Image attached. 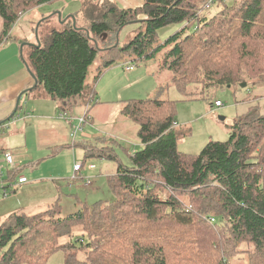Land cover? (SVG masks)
<instances>
[{
  "label": "trees",
  "instance_id": "1",
  "mask_svg": "<svg viewBox=\"0 0 264 264\" xmlns=\"http://www.w3.org/2000/svg\"><path fill=\"white\" fill-rule=\"evenodd\" d=\"M56 1L0 0V45L15 39L11 31L23 12ZM230 3L215 20L205 17L202 4L193 0H143L134 8L108 0L85 2L81 22L77 13L70 14L75 26L70 17L63 22L61 17L46 35L38 33L39 46L25 45L23 61L35 83L27 92L51 97L63 111L87 105V117L104 70L162 51L158 69L172 73L179 91L199 83L239 85L243 75L264 84V67L255 68L250 61L243 71L234 65L235 60L247 64V42H264V0ZM47 20L42 18L37 31ZM132 23H140L139 31L119 41L118 34ZM176 23L185 25L160 41L157 31ZM121 113L137 124L142 147L131 154L130 165L119 163L108 177L114 199L90 206L79 200V208L67 215L59 201L43 211L12 213L0 224V264H45L58 249L64 251V264H233L241 243L250 249L238 264H264V114L259 105L237 117L227 140H210L196 155L177 149L173 101L132 98ZM84 154L104 157L93 146ZM8 173L12 180L13 171ZM162 191L170 195L162 198ZM178 195H187L190 204L184 207ZM76 231L87 239L82 244L81 237L75 238L79 247L72 242ZM63 236L69 241L60 244ZM78 248L85 251L83 259Z\"/></svg>",
  "mask_w": 264,
  "mask_h": 264
},
{
  "label": "rangeland",
  "instance_id": "2",
  "mask_svg": "<svg viewBox=\"0 0 264 264\" xmlns=\"http://www.w3.org/2000/svg\"><path fill=\"white\" fill-rule=\"evenodd\" d=\"M88 1L58 0L53 5L44 4L23 12L11 31V35L18 38L20 42L7 41L5 44L2 43L4 44L2 50L6 48V45L14 43L11 45L17 50L16 55H19V59L23 61V56H26L28 47L25 45L22 46V44L29 41L34 43L35 35L33 30H35L37 23H40L42 18L48 19V22L40 27V32L37 31V35L40 33L41 36L46 35L51 26L55 27L59 24L60 20L56 13L51 14L53 12L52 7L54 8L58 5L62 7V10L60 9L62 22L67 15H70L69 12H76L78 14L77 19L80 21L82 17L80 13L81 3H87ZM193 1L196 2L198 7L202 4L204 9L203 15H206L205 17L211 18L215 16L214 18L216 20L220 16L219 11L225 7V3L231 4L230 2L233 0ZM91 2L101 5L103 0ZM204 3H209L206 8H204ZM184 25L185 23H176L160 28L157 31L158 39L163 41L164 38H167ZM1 27L2 23L0 18V30ZM136 29L139 31L140 26ZM188 29L191 30L192 27H188ZM137 31L133 33L135 34ZM213 35H216V33L213 32ZM251 38L248 37V39ZM259 41L256 43L251 41L247 42L249 49L248 55L243 56V59L248 61L247 64L244 61L240 62L235 60L234 65H238L243 71L247 68L248 64H251L250 61L253 62L252 66L255 68L259 69V66L264 67V42L261 46H258ZM162 52H159L151 59L148 58L132 62L135 67L128 73H124V69L121 63H119L117 67L114 66L115 70H112V72L108 70L105 77L100 78V86L96 88V84L98 83H95L93 94L95 92L96 96H94L96 99L93 106L89 107L83 130L92 129L94 131H102L99 138L95 139L96 145H93L91 142L87 145L90 144L89 147L99 148L104 157L95 155L85 158L83 146L77 147L73 151L72 147L63 144V141H56L59 138H54L55 134L63 138L60 134L64 133L62 127H54L52 125L53 119L57 120L59 118L57 117L58 115L56 114L53 117L51 115H42L40 111L33 110L32 108L26 109L22 106L24 110L22 109V112L16 116H19V119L14 118L7 123V127L0 131V224L5 220V217L14 212L28 214L39 212L47 209L54 201H59L62 215L75 212L79 208V200L85 202L88 206L97 200L112 201L115 194L108 184V177L116 172L119 163L125 166L130 165L131 154L142 147L138 138L137 124L121 113L126 98L156 97L173 101L176 111L174 129L178 137L177 149L190 155L198 154L210 140H227L235 120L239 115L246 112L250 105H259L260 112L264 114V84L253 83L243 75L239 82H245L246 85L248 83L247 87L246 85L241 87L240 84H232L223 88L199 83L188 85L184 91H179L172 81V73L158 69V58L161 57ZM96 63L97 60L91 65L88 78H91ZM114 71L115 74H112ZM120 75L126 77V80L120 83L124 89L121 90L119 88V92L117 93L121 94L117 98L123 101H106L110 93L107 95L105 91L114 78L116 81L121 80ZM108 79L111 80L109 81ZM87 82L91 83V79H88ZM97 92H99L98 95ZM112 94L113 92H111ZM19 96L22 97V99L21 97L19 98L21 105H23L24 101L29 100L31 106L42 110L47 108L48 103L56 104L54 99L49 96H44V94H38V92H27L26 90L24 93L20 92L16 99ZM98 100L100 101L96 103ZM215 100H219L222 105L216 107L214 105ZM76 107L79 108V112L83 115L85 106L78 104ZM73 108L74 106H69L65 111L60 108L58 110L60 109V112L63 114L65 112L67 115H70V113H73ZM220 117H223V119H219ZM45 121L50 124H46ZM90 125L93 127L90 128ZM78 133L77 135H80V132ZM77 135L75 137L76 139L78 137ZM6 139H10L14 141V144H17V147H12L13 152L21 148V154L16 158V161H19L18 164H21L19 165L21 167L19 173L29 178L28 183L25 185H15L14 178L10 180L8 173V169L12 170L11 167L1 162L4 152L2 148L8 147L9 145L8 142L6 145ZM69 143L72 145L71 142ZM74 152L76 155L75 158H77L75 162ZM108 154L115 155L114 159H108ZM52 157H55L53 158L55 159V164H51V161H49ZM78 161H84L82 168L74 173L72 170L67 175L66 173L71 168V162L74 164ZM89 164H93L95 167L90 169ZM87 179L89 182H87ZM10 181H12L11 185H7ZM51 181L61 183V189L58 187L60 196L54 195L52 192H46V189L38 186V184H51ZM32 182L36 184H32ZM84 182L87 184L84 185ZM262 183L264 185V177ZM3 188L7 189L6 194L3 192ZM69 193L70 195H68ZM160 195L162 198H165L170 194L167 191H162ZM178 198L184 207L190 204V199L187 195H178ZM213 231L216 234V226L213 228ZM80 237L83 241L82 244L87 242L86 237L82 236L78 231L72 235V242H75L76 244H74L77 247L80 244L74 240ZM68 239L63 236L60 238L59 243L64 244L69 241ZM216 241L220 247H223L221 240L217 238ZM249 249L250 246L247 243H241L237 250L239 253L235 255L231 262L233 264L244 262L247 257L246 251ZM76 251L78 258L83 259L85 257L84 249L78 248ZM64 259V251L58 249L47 258L45 264H64Z\"/></svg>",
  "mask_w": 264,
  "mask_h": 264
},
{
  "label": "crops",
  "instance_id": "3",
  "mask_svg": "<svg viewBox=\"0 0 264 264\" xmlns=\"http://www.w3.org/2000/svg\"><path fill=\"white\" fill-rule=\"evenodd\" d=\"M89 1H96V2H98V1H102V0H89ZM108 1H110L112 3H115L116 5H118L120 7H123V8H134V7L140 6L143 3V0H108ZM53 4L54 3L48 4V5H53ZM82 4L83 3H81V7H82ZM42 5H44V4H42ZM60 9L62 10V7H60L59 5L56 6V7H54V8L52 7V11L53 12L54 11L55 12L56 11H60ZM53 12L51 14H53ZM72 13H76V12H69V14H72ZM61 17H62V14H61ZM139 17L140 18H144L143 15L142 16H139ZM138 26H140V23H132V24H129V25L125 26L122 29V31L118 34V38H119L118 40L119 41L122 40L121 42H125L126 40H128V38L131 37L134 34L133 32L137 31L136 28ZM9 41L10 42H15V41L20 42V40H18V38H15V39H12V40H9ZM29 42H32V41H29ZM5 43H7V42H5ZM4 44H1L0 45V122H6L7 123V122L12 121L14 118H17V120H18L19 119V116L18 117H16V116L19 113L22 112V109H23L22 106H24V108H26V109L32 108L33 110L40 111V113L42 115H47V116L48 115H51V117H53L56 114L58 115V113L60 112V110L58 111V103H57L56 100H55L56 101V104L55 105H53V103H48V106H47V108L45 110L38 109V108H36L34 106H31L29 100H27V101H24L23 102V105H21L20 102H19L20 109L17 108L18 110H17V112H15L14 116L13 117H9V115L11 114V112L14 109L17 95L20 92L21 93H24L26 90L32 88L31 86L33 85L34 81L32 80V77H31L32 75L30 74V71L26 67L24 61H22V60L19 59V55H16L17 50L15 49V47H12L13 45H11V44H14V43H10L9 45H6V48L4 50H2L4 48L3 47ZM4 52H6V53H4ZM118 65L119 64H116L114 66L117 67ZM121 65H122V67L124 69V73H128V72L131 71V70L127 71L124 68L125 65H126V63L125 64H121ZM114 66H110L106 70L103 71V73L101 74V76L98 78V81L95 82V83H98V84H96L97 85L96 88L98 86H100L101 79L103 77H105L106 72L108 70H110L111 72H112V70H115ZM94 72H95V70H93V74H94ZM93 74H92V76H93ZM112 74H115V71ZM92 76H91V79H92ZM120 76H121V80L120 81H116L115 78H114V80L110 83L109 87L105 91V93H107V95L110 93V95L106 98L107 99L106 101H116V102L123 101L122 99L117 98V96H121V94H117V93L119 92V88L121 90L124 89L123 85H120V83L122 81L126 80V77H124L123 75H120ZM88 79H90V78H88ZM99 79H100V81H99ZM108 80L110 81L111 79H108ZM32 92H34V91H32ZM111 92H113L112 95H111ZM98 94H99V92H97V95ZM21 99H22V97H21ZM130 99H132V98H126L125 101H128ZM99 101L100 100H98V102ZM76 108H77L76 106L73 108L74 110H72V112H73L72 113L73 114L72 116H75V117L81 116L82 113L79 112L80 110H78L81 107L79 106V108H77V110H76ZM57 117H59V116H57ZM58 119L57 120H54L53 119L52 125L54 127H62V131L64 133L60 134V136H62L63 138L59 137L57 134H55L54 138L55 137L59 138V140H56V141H58V142L59 141L60 142L63 141L62 143L65 144V145H67V146H69V147H72L73 151L76 150L75 148L82 147V146L84 147V150H85L86 149V146H88V147L90 146V144L87 145L90 142L93 145H96L95 144V139L96 138H99L100 134H102V131H94L92 129H90V130H83V133L82 134L80 133V135H77L78 136L77 139L76 138L75 139H72V137L70 135V132L71 131L69 129L70 128L69 124L64 119H62L60 117ZM45 123L46 124H50V123H47V121H45ZM92 124H94V123H92ZM91 127H93V126L90 125V128ZM10 139H8V140L6 139L7 140L6 141V145H7V142H8L10 146L8 145V147L2 148V151H4V152L5 151H11L13 153V155L15 154L14 155V162L16 163V166L19 167V168L17 170L18 173H14V170L12 169V171L14 173V177H13L14 178V184L15 185L22 186V185H25V184L28 183L29 178H27L22 173L21 174L19 173L20 170H21V167L19 165H21V164L20 163L18 164L19 161H16L17 160L16 158L20 156V154H21V152H20L21 151V148L20 149H17L16 152H13L12 147H17V144H14V141H12ZM69 142H71L72 145H70ZM55 143H57V142H55ZM55 143H53V144L55 145ZM84 150H83V153H84ZM73 156H74V162H75L76 159H77V158H75V156H76L75 155V152L73 153ZM53 158H55V157H52V159H49V161H51V164H55V159H53ZM72 163L73 162H71V168H69V172L66 173L67 175H69L71 173V171L73 170V165L75 163L74 164H72ZM90 169H93V168H90ZM8 171H10V170L8 169ZM17 174H18V176H17ZM19 176H24L26 178V181L24 183H17V179H18ZM11 182L12 181L8 182L7 185H11ZM32 184H36V183L35 182H32ZM84 185H86V182H84ZM38 186H40L42 189H46V192H52L54 195H59L60 196V190H59V188L61 189V183H59V182L51 181V184H44V185L38 184ZM68 195H70V193ZM41 211H43V210H41Z\"/></svg>",
  "mask_w": 264,
  "mask_h": 264
},
{
  "label": "built area",
  "instance_id": "4",
  "mask_svg": "<svg viewBox=\"0 0 264 264\" xmlns=\"http://www.w3.org/2000/svg\"><path fill=\"white\" fill-rule=\"evenodd\" d=\"M208 4L204 3V8H206L208 6ZM189 24L192 25L193 22H191ZM132 67H133V64L127 63L124 68L128 71V70H131ZM214 105L216 107H220L222 105V103L219 100H215ZM86 110H87V105L85 106L83 115L78 116V117L72 116L73 114H71V113H70V115H67L65 112H64V114L61 112L58 113V116L60 118L64 119L69 124L70 129H71L70 135H71L72 139H75L76 135L79 134L78 132H80L81 134L83 133V126L86 123V121H85V119H86L85 111ZM7 123L6 122L0 123V131L3 130L5 127H7ZM1 162L10 166L11 169L14 170V173H18L17 172L18 167L16 166V163L14 162V155L11 151L3 152V158L1 160ZM81 166H82L81 161L76 162L73 165V173L79 171L81 169ZM89 168H94V165L90 164ZM73 176H75V174H73ZM25 181H26V178L24 176H19L17 179V183H24ZM87 182H89L88 179H87ZM3 192L6 193L5 188H3ZM210 221L213 222L214 219L210 218Z\"/></svg>",
  "mask_w": 264,
  "mask_h": 264
},
{
  "label": "water",
  "instance_id": "5",
  "mask_svg": "<svg viewBox=\"0 0 264 264\" xmlns=\"http://www.w3.org/2000/svg\"><path fill=\"white\" fill-rule=\"evenodd\" d=\"M55 13H56L58 19L60 20V18H61V11H56ZM68 17H70V19L72 20V25L75 26V18H74L73 15H67V16L65 17L64 21H65ZM38 24H39V23H37V25H36V27H35V30H34V35H35V40H36V42H35V43H32V42H24V43L22 44V46H23V45H36V46H39L40 43H39L38 35H37V27H38ZM22 46H20V48H22ZM34 84H35V83H34ZM245 85H246L245 82L240 83V86H241V87H243V86H245ZM19 98H20V96L16 99L14 109H13V111L11 112V114L9 115V117H12V116L15 114V112L17 111V108H18V105H19ZM219 119L222 120L223 117H220Z\"/></svg>",
  "mask_w": 264,
  "mask_h": 264
},
{
  "label": "bare ground",
  "instance_id": "6",
  "mask_svg": "<svg viewBox=\"0 0 264 264\" xmlns=\"http://www.w3.org/2000/svg\"><path fill=\"white\" fill-rule=\"evenodd\" d=\"M68 20H69V19H68ZM47 21H48V20H47ZM59 110H60V109H59ZM59 110H58V111H59ZM87 119H88V118H87Z\"/></svg>",
  "mask_w": 264,
  "mask_h": 264
},
{
  "label": "clouds",
  "instance_id": "7",
  "mask_svg": "<svg viewBox=\"0 0 264 264\" xmlns=\"http://www.w3.org/2000/svg\"><path fill=\"white\" fill-rule=\"evenodd\" d=\"M82 162V161H81Z\"/></svg>",
  "mask_w": 264,
  "mask_h": 264
}]
</instances>
